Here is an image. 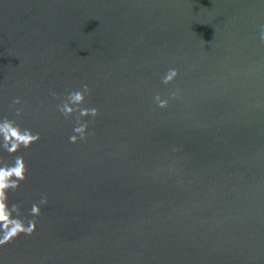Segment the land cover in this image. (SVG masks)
Instances as JSON below:
<instances>
[{
    "label": "water",
    "instance_id": "95a60500",
    "mask_svg": "<svg viewBox=\"0 0 264 264\" xmlns=\"http://www.w3.org/2000/svg\"><path fill=\"white\" fill-rule=\"evenodd\" d=\"M262 25L264 0H0V120L39 135L0 147L8 200L47 198L0 264H264ZM85 84L98 114H61Z\"/></svg>",
    "mask_w": 264,
    "mask_h": 264
},
{
    "label": "clouds",
    "instance_id": "9594fccd",
    "mask_svg": "<svg viewBox=\"0 0 264 264\" xmlns=\"http://www.w3.org/2000/svg\"><path fill=\"white\" fill-rule=\"evenodd\" d=\"M260 39L264 40V25L261 26ZM177 76L175 69H170L163 77L165 84L169 83ZM179 90H177L178 92ZM89 92L88 85L82 86V90L69 92L66 99L59 105L57 110L61 114H72L74 111L79 113V117H87L89 114L95 117L98 114L96 108L80 107L84 103L85 94ZM55 95V93H53ZM173 99L177 98V93H171ZM158 107L165 108L168 104L167 99L155 96ZM20 104L19 99L13 101ZM17 114L20 110L17 109ZM79 117L77 119L79 120ZM73 132L79 134L69 136L71 143L77 140H85L89 135L87 122L78 123L73 128ZM39 140L38 134H33L27 129H21L14 121L0 120V147L10 153H16L21 147L27 148ZM27 168L22 156L17 155L14 163L9 166H0V246L6 245L19 237L21 234L32 235L37 230V222L34 217L40 214V206L47 204V198L42 197L38 202H34L30 208V215L33 218L24 219L21 216L16 204L8 200V192L18 187L19 182L26 178Z\"/></svg>",
    "mask_w": 264,
    "mask_h": 264
}]
</instances>
